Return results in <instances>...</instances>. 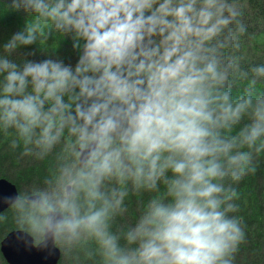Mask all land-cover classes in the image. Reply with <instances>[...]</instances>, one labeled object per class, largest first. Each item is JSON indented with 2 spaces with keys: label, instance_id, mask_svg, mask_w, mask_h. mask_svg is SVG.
<instances>
[{
  "label": "trees",
  "instance_id": "trees-1",
  "mask_svg": "<svg viewBox=\"0 0 264 264\" xmlns=\"http://www.w3.org/2000/svg\"><path fill=\"white\" fill-rule=\"evenodd\" d=\"M0 178L60 264H264V0H0Z\"/></svg>",
  "mask_w": 264,
  "mask_h": 264
},
{
  "label": "water",
  "instance_id": "water-1",
  "mask_svg": "<svg viewBox=\"0 0 264 264\" xmlns=\"http://www.w3.org/2000/svg\"><path fill=\"white\" fill-rule=\"evenodd\" d=\"M101 145L100 139H94L80 149L79 167L83 168L92 159ZM72 194V186L66 188V195ZM19 201L16 186L7 179H0V216ZM27 202L43 206L38 196L27 198ZM66 222L61 211L49 210L42 240L35 244L34 238L23 230L9 233L0 244V251L8 264H59L61 249L56 243V232Z\"/></svg>",
  "mask_w": 264,
  "mask_h": 264
},
{
  "label": "rangeland",
  "instance_id": "rangeland-1",
  "mask_svg": "<svg viewBox=\"0 0 264 264\" xmlns=\"http://www.w3.org/2000/svg\"><path fill=\"white\" fill-rule=\"evenodd\" d=\"M87 2H88V4L90 5V6H97V4L99 3V2H101V1H103V0H86ZM159 8H161V7H159ZM219 9V7H217V10ZM233 14H235V15H233ZM217 16H219V18H216V17H214L213 19H212V21H213V23H214V25H213V27L214 28H216V27H218L220 30H225V32H228L230 29H231V24H229V23H232V26H233V23H234V17L235 18H237L238 16H240V15H242V14H240V13H238V12H231V11H229V10H224V9H222V12L221 11H218L217 12V14H216ZM197 20L200 22V23H202V26L203 27H205L206 26V22H207V20H206V17H205V13H204V11H200V12H198V14H197ZM199 25V24H198ZM229 25V26H228ZM160 46H162V47H164L165 45H164V43H160ZM165 55V53H162L161 55H159V54H156V62L158 63V65H159V62H160V60H161V58L163 57ZM172 57V56H171ZM123 58V56H121V55H119V57L118 58H115V59H111V56L109 55V56H107V59L109 60V61H111V63H114V65L116 64V63H119L117 60H119V59H122ZM173 58V57H172ZM96 60V62H97V60L98 61H100V60H102V58L101 57H99V58H96L95 59ZM121 73L120 72H117V76L118 75H120ZM160 81H165L164 79H161ZM119 86V85H118ZM154 87H156L155 85H154ZM138 91V90H137ZM90 142V141H89Z\"/></svg>",
  "mask_w": 264,
  "mask_h": 264
},
{
  "label": "flooded vegetation",
  "instance_id": "flooded-vegetation-1",
  "mask_svg": "<svg viewBox=\"0 0 264 264\" xmlns=\"http://www.w3.org/2000/svg\"><path fill=\"white\" fill-rule=\"evenodd\" d=\"M0 179H6V178H0ZM7 180H8V179H7ZM10 182H11V181H10ZM13 184H14V183H13ZM14 185H15V184H14ZM15 186H16V185H15ZM16 188H17V187H16ZM17 190H18V188H17ZM18 193H19V191H18ZM32 196H35V195H32ZM32 196H28V197H26V203H29V202H27V198L32 197ZM19 201H20V193H19ZM19 201H18V202H19ZM42 201H43V199H42ZM18 202H17V203H18ZM17 203H16V204H17ZM16 204H15V205H16ZM29 204H34V203H31V202H30ZM15 205H14V206H15ZM34 205H36V204H34ZM14 206H12L11 208H13ZM37 206H38V205H37ZM39 207H45V209L47 210V214H48V211H49V210H57V209H47V207L45 206L44 201H43V206H39ZM11 208H10V209H11ZM10 209H8L7 211H9ZM7 211H6V212H7ZM58 211H60V210H58ZM6 212H4V213H6ZM61 212H62V211H61ZM4 213H3V214H4ZM62 213H63V212H62ZM3 214H2V215H3ZM63 214H64V213H63ZM2 215H1V216H2ZM1 216H0V217H1ZM46 219H47V217H46ZM45 223H46V221H45ZM16 230H19V229H16ZM16 230H13V231H16ZM44 230H45V227H44ZM59 230H60V229H59ZM59 230H57V232H58ZM23 231H24V230H23ZM11 232H12V231H11ZM11 232H9V233H11ZM25 232H26V231H25ZM57 232H56V243H57ZM9 233H8V234H9ZM26 233H28V232H26ZM8 234H7V235H8ZM28 234H30V233H28ZM43 234H44V232H43ZM7 235H6V236H7ZM30 235H31V234H30ZM6 236H5V237H6ZM5 237H4V238H5ZM4 238H3V239H4ZM42 238H43V236H42ZM41 240H42V239H41ZM34 241H35V240H34ZM1 242H2V241H1ZM39 242H40V241H39ZM39 242H36V241H35V244H37V243H39ZM0 244H1V243H0ZM57 245H58V244H57ZM58 247H59V246H58ZM59 248H60V247H59ZM60 249H61V248H60ZM61 252H62V250H61ZM0 253H1V251H0ZM1 255H2V254H1ZM2 258H3V256H2ZM61 259H62V258H61ZM3 260L5 261L6 264H8L4 258H3ZM60 262H61V261H60ZM59 264H60V263H59Z\"/></svg>",
  "mask_w": 264,
  "mask_h": 264
}]
</instances>
